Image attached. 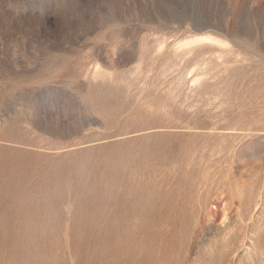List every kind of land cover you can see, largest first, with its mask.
I'll use <instances>...</instances> for the list:
<instances>
[{
	"label": "rangeland",
	"instance_id": "1",
	"mask_svg": "<svg viewBox=\"0 0 264 264\" xmlns=\"http://www.w3.org/2000/svg\"><path fill=\"white\" fill-rule=\"evenodd\" d=\"M0 264H264V0H0Z\"/></svg>",
	"mask_w": 264,
	"mask_h": 264
},
{
	"label": "bare ground",
	"instance_id": "2",
	"mask_svg": "<svg viewBox=\"0 0 264 264\" xmlns=\"http://www.w3.org/2000/svg\"><path fill=\"white\" fill-rule=\"evenodd\" d=\"M208 37H209V36H208ZM208 37H207V38H208ZM212 39H213V38H212ZM216 41H217V40H216Z\"/></svg>",
	"mask_w": 264,
	"mask_h": 264
}]
</instances>
